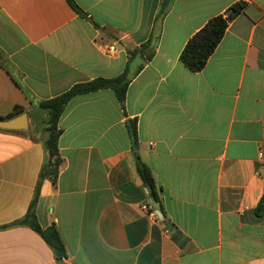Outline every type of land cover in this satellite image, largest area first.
<instances>
[{
    "label": "crops",
    "instance_id": "obj_1",
    "mask_svg": "<svg viewBox=\"0 0 264 264\" xmlns=\"http://www.w3.org/2000/svg\"><path fill=\"white\" fill-rule=\"evenodd\" d=\"M73 2L81 12L68 0H0V119L20 106L29 121L27 132L0 129V264H264V215L255 213L264 195V0ZM240 2L206 66L186 68L189 39ZM122 75L123 102L103 88L67 103L56 183L40 180L47 125L33 121L38 104ZM38 184L36 220L57 228L61 261L22 222Z\"/></svg>",
    "mask_w": 264,
    "mask_h": 264
},
{
    "label": "trees",
    "instance_id": "obj_2",
    "mask_svg": "<svg viewBox=\"0 0 264 264\" xmlns=\"http://www.w3.org/2000/svg\"><path fill=\"white\" fill-rule=\"evenodd\" d=\"M68 2L76 11L81 12L73 0H68ZM244 9L245 4L243 2L235 3L228 9L226 16L218 15L210 19L207 24L193 35L185 45L180 54V61L182 64L192 72L201 71L206 66L210 56L214 53L216 47L222 40L229 21L242 13ZM127 85L128 82L124 75L111 79L97 78L88 82L76 84L65 93L39 103V107L48 111L49 115L47 136L44 140L46 159L40 173V180L49 178L53 183H56L59 168L62 163L58 148L60 130L58 129L57 124L67 103L77 95L103 88L113 89L119 101L123 102L126 96ZM22 112V107H15L14 114L18 115ZM11 116L12 115H10V117ZM137 170L143 182L149 188L150 192L154 194L155 200H157L158 196L155 191V180L150 168L139 161L137 164ZM39 186L40 184H38L36 189V194L31 203L28 215L22 220V222L38 232L52 247L57 259L61 261L66 257V248L57 228L51 226L47 229H42L36 220L35 206L39 197ZM255 213L258 216L264 215V195L260 199L255 209Z\"/></svg>",
    "mask_w": 264,
    "mask_h": 264
},
{
    "label": "water",
    "instance_id": "obj_3",
    "mask_svg": "<svg viewBox=\"0 0 264 264\" xmlns=\"http://www.w3.org/2000/svg\"><path fill=\"white\" fill-rule=\"evenodd\" d=\"M0 129L5 130H19L27 132L29 130V121L27 113H21L15 117H12L7 120L0 119ZM151 198L154 199V194H151ZM154 207L159 208V204L155 203Z\"/></svg>",
    "mask_w": 264,
    "mask_h": 264
},
{
    "label": "rangeland",
    "instance_id": "obj_4",
    "mask_svg": "<svg viewBox=\"0 0 264 264\" xmlns=\"http://www.w3.org/2000/svg\"><path fill=\"white\" fill-rule=\"evenodd\" d=\"M107 51V50H106ZM38 111L35 112L34 116H33V121L35 123H37L38 125H42L43 123H46V125L48 126V119H49V115H48V111L42 109L39 107L38 104Z\"/></svg>",
    "mask_w": 264,
    "mask_h": 264
},
{
    "label": "built area",
    "instance_id": "obj_5",
    "mask_svg": "<svg viewBox=\"0 0 264 264\" xmlns=\"http://www.w3.org/2000/svg\"><path fill=\"white\" fill-rule=\"evenodd\" d=\"M106 50H107V52L112 53V52L115 50V48H114L113 46H110V47H107ZM260 155H262V154L260 153ZM142 207H143L144 210H146V211L148 212V214H149L151 217H153V218H157V214H156V212L153 210V208H149L147 205H143Z\"/></svg>",
    "mask_w": 264,
    "mask_h": 264
}]
</instances>
